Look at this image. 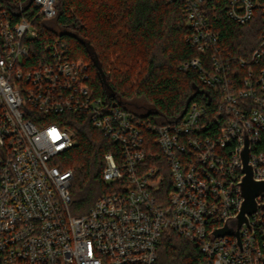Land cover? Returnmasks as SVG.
I'll use <instances>...</instances> for the list:
<instances>
[{"label": "built area", "instance_id": "2783aa9c", "mask_svg": "<svg viewBox=\"0 0 264 264\" xmlns=\"http://www.w3.org/2000/svg\"><path fill=\"white\" fill-rule=\"evenodd\" d=\"M33 1L36 15L56 14V0ZM182 1L196 54L178 68L196 70L209 90L164 123L106 102L89 65L60 41L31 62L36 15L0 7V264H156L170 229L197 247V264H264V207L238 238L210 237L239 212L246 144L253 178L264 181V33L247 55L233 54L213 29L212 0ZM256 8L264 23L259 0H229L225 16L243 25ZM67 113L85 115L113 146L104 191L80 214L70 207L73 169L62 167L75 144Z\"/></svg>", "mask_w": 264, "mask_h": 264}, {"label": "trees", "instance_id": "16d2710c", "mask_svg": "<svg viewBox=\"0 0 264 264\" xmlns=\"http://www.w3.org/2000/svg\"><path fill=\"white\" fill-rule=\"evenodd\" d=\"M229 0L207 2V13L221 42L236 55H247L264 33L260 9L241 25L225 16ZM264 1V0H259ZM20 4V16L33 18V0H0L12 13ZM19 15L11 14L12 21ZM36 37L27 40L31 62L45 57L46 45L60 41L70 58L89 65L90 82L106 102L116 103L154 122L183 118L189 103L209 88L202 86L194 69L182 71V61L196 50L185 37L182 0H56L52 18L36 15ZM75 144L63 155V168L73 169L70 207L87 212L104 191L101 181L103 154L113 146L85 115L64 114ZM261 147L264 148V136ZM156 264H197L200 253L174 230L163 233Z\"/></svg>", "mask_w": 264, "mask_h": 264}, {"label": "water", "instance_id": "95a60500", "mask_svg": "<svg viewBox=\"0 0 264 264\" xmlns=\"http://www.w3.org/2000/svg\"><path fill=\"white\" fill-rule=\"evenodd\" d=\"M242 172L243 175L239 182L240 193L243 197L239 212L224 224L211 232L210 237L231 234L238 238V230L242 223L247 222L248 215L254 213L257 209L264 207L260 202L264 197V181H258L253 178L250 165L247 163V144L242 150Z\"/></svg>", "mask_w": 264, "mask_h": 264}]
</instances>
